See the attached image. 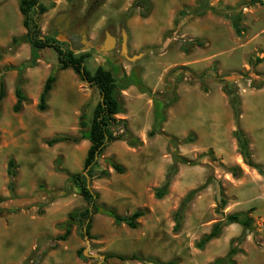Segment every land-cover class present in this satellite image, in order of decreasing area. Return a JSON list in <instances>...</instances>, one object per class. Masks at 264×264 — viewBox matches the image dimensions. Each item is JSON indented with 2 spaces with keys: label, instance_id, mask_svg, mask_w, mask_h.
<instances>
[{
  "label": "rangeland",
  "instance_id": "1",
  "mask_svg": "<svg viewBox=\"0 0 264 264\" xmlns=\"http://www.w3.org/2000/svg\"><path fill=\"white\" fill-rule=\"evenodd\" d=\"M41 1L52 6L36 17L40 34L55 35L75 54L88 53L85 68L90 73L97 66L113 71L121 102L116 118H124L131 135L140 140L135 146L124 140L108 143L96 168L110 174L88 179V185L99 193L98 203L117 213L141 209L144 214L132 229L95 213L90 237L70 217L85 202L66 172L82 171L85 152L70 149L72 142L48 146L44 140L57 133L77 136L79 114L86 111L90 117L99 94L71 69L57 70L47 108L39 111L38 96L56 65V54L45 48L30 65L29 45H11L12 37L25 31L17 0H0V72L5 84L0 104V264H140L101 257L108 252L138 253L160 263L209 264L243 232L239 224H226L217 237L202 248L196 246L223 218L216 211L219 187L227 200L222 212L250 209L253 221L237 244L235 264H264V27L258 31L255 21L264 19V0H99L96 5L95 0ZM199 6L216 10L236 6L240 33L223 14L207 9L195 15ZM65 13L73 14V19L87 14L85 42L75 36L66 41L61 29ZM58 16L61 20L56 22ZM122 30L126 54H141L133 60L120 54ZM106 32L116 42L101 52ZM134 68H138L135 82ZM19 70L27 100L15 113L11 106ZM222 76L232 82L238 96L237 121L222 90ZM153 96L171 101L159 129L148 135ZM235 130L245 136L249 157L263 173L243 161ZM10 157L16 168L12 194L6 175ZM107 160L122 165L124 171L117 173ZM172 164L170 184L157 199L154 189ZM232 166L238 167L237 176L226 170ZM194 189L198 190L174 230L173 213ZM64 225L70 232L59 240Z\"/></svg>",
  "mask_w": 264,
  "mask_h": 264
},
{
  "label": "trees",
  "instance_id": "2",
  "mask_svg": "<svg viewBox=\"0 0 264 264\" xmlns=\"http://www.w3.org/2000/svg\"><path fill=\"white\" fill-rule=\"evenodd\" d=\"M99 0L94 1V5ZM253 0H251L252 2ZM18 10L21 14V24L24 28V33L18 37H12L11 45L17 46L21 43H27L29 45V60L30 65H34L36 60L39 59V53L45 48L52 49L56 54V65L52 67L42 84L41 91L38 96L36 108L39 111H44L47 108V99L49 93L56 80V71L70 68L80 80L88 82L91 86L95 87L99 94L98 101L91 109L90 117L86 116V111L81 112L78 116V135L70 136L66 134H56L50 138L45 139V143L48 146L54 145L59 142H73L76 143L81 139H86L89 142V146L86 149L85 156L82 161L81 172H66L67 180L74 185L77 193L82 197L85 202V207L74 210L70 213V217L73 220H78L82 225V230L85 235L90 237L91 219L95 213H100L110 217L115 224H124L129 228H136L139 225L138 219L144 214V210L135 209L130 214H119L112 206L105 205L104 203H98L99 193L91 189L87 183L86 176L82 173L86 170L89 179L93 177L103 178L109 176L108 169H97L98 159L101 156L104 148L108 143L124 140L129 146H135L140 144V140L137 137H133L128 130L127 122L124 118H116V114L121 113V102L118 95V87L113 75V71L110 69L97 66L93 73H90L85 68V60L89 57L88 53L75 54L71 49L65 48L61 45L55 35L47 34L41 35L39 24L36 20L38 14H41L52 6V3L47 5L42 3L41 0H17ZM211 10L217 14H223L227 16L231 21V26L235 33L239 34L241 29L238 25L239 14L235 10V7L227 6L222 10H216L211 6L206 8L200 7L193 11L195 15H201L206 10ZM260 58L256 57L255 62H259ZM21 73L18 71L17 81L14 85L13 93L15 101L11 106L13 112H18L23 106V102L27 100L25 94L21 88ZM222 83V90L228 97V103L234 113L235 120L237 121L239 114L238 96L233 88L232 82L219 78ZM136 81V77L133 78ZM5 96V84L2 80V72H0V104ZM171 100L163 101L160 98L152 97V113L153 122L151 129L148 131V135H153L156 130L159 129L160 124L164 120V109ZM239 152L243 161L256 168L260 173H263L258 165H255L247 150V141L245 136L240 130L234 131ZM110 167L117 173H122L123 166L114 162L113 160H107ZM233 176H237L239 169L237 166H232L226 169ZM174 172V164H172L165 173L163 182L160 186L154 189V197L159 199L167 191L170 184L172 174ZM6 175L8 177L7 188L12 194L14 189V177L16 176V168L13 158H9L6 164ZM199 189V188H198ZM194 189L189 191L179 202L177 208L173 213L174 230L178 229L180 221L182 219L183 212L191 200L193 194L198 190ZM0 201L2 198L0 197ZM227 203L226 197L222 191V188L218 189V197L216 204V211L219 212L223 218L212 224L209 232L205 234L196 244L198 248H202L206 242L217 237L226 224L236 223L242 227L243 232L240 236L231 238L227 252L218 258H215L209 264H235L234 256L240 251L237 244L242 241L245 236V232L252 229V218L248 215L250 209L246 212H234L224 214L223 208ZM70 232V227L64 225V232L58 237L59 240H65ZM105 258H116L119 260L138 261L140 264H177V260H169L164 263H160L157 259L151 257H143L138 253L119 254L108 252L104 254Z\"/></svg>",
  "mask_w": 264,
  "mask_h": 264
},
{
  "label": "water",
  "instance_id": "3",
  "mask_svg": "<svg viewBox=\"0 0 264 264\" xmlns=\"http://www.w3.org/2000/svg\"><path fill=\"white\" fill-rule=\"evenodd\" d=\"M60 20H61V17L58 16L56 18V22H59ZM85 30H86V24H83L81 26V28L79 29V34L81 36V41L82 42L83 41L85 42V36H86ZM115 42H116L115 37L111 36L108 32H106L105 33V38H104L102 44L100 45L99 50L101 52L109 51L110 49H112L114 47ZM126 51H127V47H126V33L122 30V32H121V43H120V54L122 56H124L128 60H133L134 58H137V57H139L141 55V54H137V55L128 56L126 54ZM134 72L136 74L135 76L137 77L138 76V68H134ZM82 173L86 176L87 183H88V179L89 178L87 176L86 170H84ZM101 257L103 258L104 256H101Z\"/></svg>",
  "mask_w": 264,
  "mask_h": 264
},
{
  "label": "flooded vegetation",
  "instance_id": "4",
  "mask_svg": "<svg viewBox=\"0 0 264 264\" xmlns=\"http://www.w3.org/2000/svg\"><path fill=\"white\" fill-rule=\"evenodd\" d=\"M64 15L66 17L61 24V29L62 32L66 35V41H69V39H71L74 36L78 37L81 40L79 29L83 24H85L84 22L87 14H84L80 19H73V14L71 13L70 14L65 13ZM61 29L57 28V31L59 32Z\"/></svg>",
  "mask_w": 264,
  "mask_h": 264
},
{
  "label": "crops",
  "instance_id": "5",
  "mask_svg": "<svg viewBox=\"0 0 264 264\" xmlns=\"http://www.w3.org/2000/svg\"><path fill=\"white\" fill-rule=\"evenodd\" d=\"M251 11H253L254 12V10H251ZM249 12V13H252V12ZM255 17V16H254ZM254 21V20H253ZM255 21L257 22V30L258 31H261V30H263L262 28L264 27V19L262 18H255ZM66 69H70V68H66ZM65 70V69H64ZM58 71H61V70H58ZM223 98V97H222ZM222 98H221V105L223 106V109H224V105H225V103H224V101L222 100ZM224 99V98H223ZM226 104H227V102H226ZM119 114V113H118ZM118 114H116V115H118ZM57 134H59V133H57ZM117 141H120V140H117ZM60 143V142H59ZM71 143V142H70ZM57 144V143H56ZM69 145V147H71V145H72V148H70V149H73V150H75L76 152L78 151V152H80V151H82V150H84V152H86V149H87V147L89 146V142H88V140H86V139H81V140H79L78 142H76V143H73L72 142V144H68ZM84 156H85V154H84ZM76 157V156H75ZM84 158V157H83ZM78 161H79V158H78ZM78 164V163H77ZM80 168H82V166L80 167Z\"/></svg>",
  "mask_w": 264,
  "mask_h": 264
},
{
  "label": "bare ground",
  "instance_id": "6",
  "mask_svg": "<svg viewBox=\"0 0 264 264\" xmlns=\"http://www.w3.org/2000/svg\"><path fill=\"white\" fill-rule=\"evenodd\" d=\"M32 77H33V76H32ZM65 82H66V81H65ZM65 84H66V83H65ZM140 110H141V109H140ZM140 110H139V111H140ZM139 114H140V113H139Z\"/></svg>",
  "mask_w": 264,
  "mask_h": 264
}]
</instances>
